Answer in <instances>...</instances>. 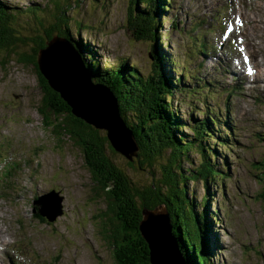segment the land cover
<instances>
[{
    "label": "rangeland",
    "instance_id": "obj_1",
    "mask_svg": "<svg viewBox=\"0 0 264 264\" xmlns=\"http://www.w3.org/2000/svg\"><path fill=\"white\" fill-rule=\"evenodd\" d=\"M1 1L6 4L9 14L16 15L11 25L19 31L16 34L20 36H28L32 32L46 36L51 31V25L56 22L60 24L61 29L68 30L76 50L80 41L83 47L89 48L87 50L94 54L95 60H99L103 67L120 65L127 60L130 65L135 64L144 77L153 72V61L148 46L145 42L135 41L128 31L126 15L129 0H72V6L69 8L62 0L61 6L66 10L67 19L58 15L59 1ZM174 1L164 13L160 44L161 51L168 59L165 71L169 75H181L183 79V86L175 88L173 101L176 115L186 124L178 130L179 136L192 138L190 125L195 118L201 121L205 117V114L194 107L205 110L209 106L210 110L214 108V103L216 111L224 118L226 113L223 110L228 108L229 102L231 112L246 130L245 135L241 133L242 138L235 139L224 125L215 124V133L219 138L217 141L210 138L206 142L209 145L216 143L218 155L212 156V159L219 163L218 169L221 170H218V175L209 184V211L214 212L217 217L215 220L210 217L213 227L210 233L211 250L208 252L211 255L208 264H264V199L259 196L262 185L257 176L259 166L255 164L264 157V71H261L260 79L250 87L243 88L240 79L228 77L233 84L240 85V91L228 97L226 85L233 86L231 83L227 84L224 78L227 74L221 75L219 68L214 66L217 57H209L199 65L192 59L193 56L191 58L187 53L195 42L203 43L202 48L206 49L212 38L202 30L194 31L190 35L189 20L186 28L183 27V20L188 17L211 23L220 9L218 1ZM236 1L245 7L252 6L255 10L253 15L259 19V49L264 55V0H251V4H248L247 0ZM28 6L35 8V12H26ZM56 14L57 16H54ZM42 22L44 26L41 25ZM171 25L177 30H169ZM185 29L188 32L184 31ZM53 32L56 33L54 36H59L57 31ZM217 42L221 47L218 39ZM22 45L18 44L15 49H23L20 47ZM32 45L33 43H29V48H32ZM5 50L13 51L8 48L0 49V148L3 152L11 144L14 145L15 149L3 156L14 152L30 153L33 156L30 165L33 177L27 179L21 172V185L18 184L16 190L7 191V196L0 199V217L4 215L7 220L15 217L19 237L31 241L36 249L50 253V257L56 255L57 264H116L111 248L100 234V220L95 219L105 207V201L94 199L92 176L81 151L67 138L59 140L51 128L45 127L37 108L43 90L35 69L20 64L15 52L8 53ZM171 58L174 62H179L174 68L175 72L172 70L175 63ZM77 62L81 74L84 75L78 59ZM199 68L202 75L206 73V76L215 80L209 90L202 85H195L196 79L190 77L196 74ZM83 80L85 81V77ZM183 88H188V93L182 91ZM194 91L197 93H193ZM200 98L204 100L200 101L201 103L198 102ZM178 106H181L179 112ZM227 138L229 144H220V139ZM108 152L136 185H148L156 176L150 170L132 167L129 160L120 153L114 154L111 150ZM190 155L196 164L200 162L199 152L195 150ZM17 163L15 170L20 167L19 162ZM184 163L186 165L188 162ZM187 185L188 194L196 201L197 210L201 212L203 207L200 202L207 191L202 177L188 181ZM48 191H57L63 197L60 214L51 220L50 226L42 224L32 213L35 196ZM55 206L54 212V206L48 209L52 212L50 218L54 217L58 210V205ZM7 236V233H3L2 240L6 241Z\"/></svg>",
    "mask_w": 264,
    "mask_h": 264
},
{
    "label": "trees",
    "instance_id": "obj_2",
    "mask_svg": "<svg viewBox=\"0 0 264 264\" xmlns=\"http://www.w3.org/2000/svg\"><path fill=\"white\" fill-rule=\"evenodd\" d=\"M52 1L60 2V4L56 3V5L59 4L58 15L60 18L67 19L66 10L61 6L62 0ZM63 2L68 8L72 6V0H63ZM169 2L171 3V0H129L126 15L128 31L135 41L145 42L153 61V72L146 77L138 71L135 64L130 65L127 60L120 65L103 67L99 60H95L94 54L87 50L88 47H83L78 40L80 48L78 47L77 51L88 68L92 80L111 88L118 98L122 116L134 132L140 150L132 160L126 157L129 164L136 169L150 170L154 176L156 175L150 184L136 185L135 181L110 156L108 150L114 154L117 151L109 142L106 132L75 116L71 106L50 86L41 70L40 50L45 48L47 42L54 37L56 33L53 31H57L59 36L66 34L65 37L72 40L68 30L61 29L60 24L55 22L50 24L52 28L50 27L51 31L46 36L37 35L34 32H32L34 36L32 34L20 36L16 34L19 31L11 25L16 15L9 14L6 4L0 0V49L13 50L11 52H15L20 64L29 65L35 69L43 90V96L37 102L43 124L51 128L56 138L59 140L67 138L81 151L85 165L92 176L94 199L105 201V207L100 210L99 216H95V219L100 220V234L107 246L111 248L116 264H152L150 245L141 232L140 224L144 208L154 209L161 204H165L168 208L173 232L178 238L186 264L209 263L211 253L208 251L211 250L209 244L213 227L210 217L213 220L217 217L214 212L209 211V184L221 170L218 169L219 163L212 159V156L218 155L216 143L209 145L206 142L210 138H215L216 141L219 138L215 133V124L224 125L235 139L242 138L241 133L243 135L246 133L235 118L236 115L231 112L228 102V108L223 110L226 113L224 118L216 111L215 103L214 108L210 110L209 106L205 110L194 107L205 114V117L201 121L195 118L190 125L192 138H187L186 135L184 138L179 136L178 130L186 124L176 115L173 101L175 88L183 86L181 85L183 79L181 75H169L165 71L168 59L161 51L162 44H160V31L164 27L163 17L170 7ZM25 11L35 12V8L28 6ZM188 20L191 25L190 35L194 31L202 30L210 36L216 29L215 20L207 24L205 20L198 21L196 17L183 20L184 28ZM41 25L44 26L43 22ZM174 29L172 25L169 27V30ZM184 31L188 32L187 29ZM29 43H33L32 48H29ZM18 44H23L20 46L23 49L16 50ZM25 44L26 47H24ZM203 45V43L195 42V45H191L187 50L188 55L191 58L193 56L192 59L199 65H201L198 61L199 53L206 51L202 48ZM13 46L15 51L10 49ZM5 51L11 53L8 50ZM170 60L175 63L172 68L174 71L179 62L177 60L174 62L172 58ZM182 63L185 65L183 60ZM190 77L196 79L195 85H202L208 90L215 82L206 76V73L202 75L200 68ZM187 89L183 88L182 91ZM226 90L230 97L237 94V87L226 85ZM196 91L193 93H197ZM200 101L204 100L200 98L198 102ZM177 109L179 112L181 106ZM228 140L229 138L219 141L220 144H229ZM195 150L201 154L198 164L190 155ZM184 161L188 163L185 165ZM255 164L259 166L257 176L262 185L259 196L264 199V157ZM199 176L207 187L200 202V206L203 207L201 212L197 210L196 201L192 200L188 194L187 185L188 181H194ZM40 208V205L35 203L32 208L33 215H36L35 217L39 218L42 224L52 225L49 219L51 211Z\"/></svg>",
    "mask_w": 264,
    "mask_h": 264
},
{
    "label": "water",
    "instance_id": "obj_3",
    "mask_svg": "<svg viewBox=\"0 0 264 264\" xmlns=\"http://www.w3.org/2000/svg\"><path fill=\"white\" fill-rule=\"evenodd\" d=\"M77 59L84 75L81 74ZM39 63L50 86L66 100L75 116L104 130L112 147L128 159L132 160L138 155L140 147L133 130L121 114L118 98L109 86L92 80L70 39L64 36L50 39L39 52ZM62 199L57 191H49L36 198L35 203L40 205V209L48 210L54 206L52 212L58 205L54 217L49 216L50 220H54L60 214ZM142 214L140 229L150 245L152 264H186L178 238L173 232L167 206L161 204L154 209L144 208Z\"/></svg>",
    "mask_w": 264,
    "mask_h": 264
},
{
    "label": "bare ground",
    "instance_id": "obj_4",
    "mask_svg": "<svg viewBox=\"0 0 264 264\" xmlns=\"http://www.w3.org/2000/svg\"><path fill=\"white\" fill-rule=\"evenodd\" d=\"M72 41V40H71ZM80 48V47H79ZM150 78V77H149Z\"/></svg>",
    "mask_w": 264,
    "mask_h": 264
},
{
    "label": "snow or ice",
    "instance_id": "obj_5",
    "mask_svg": "<svg viewBox=\"0 0 264 264\" xmlns=\"http://www.w3.org/2000/svg\"><path fill=\"white\" fill-rule=\"evenodd\" d=\"M247 59V58H246Z\"/></svg>",
    "mask_w": 264,
    "mask_h": 264
}]
</instances>
